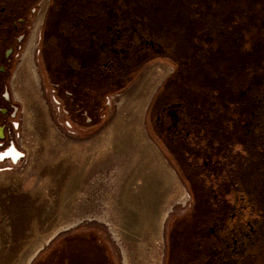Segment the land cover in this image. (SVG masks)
<instances>
[{"label": "flooded vegetation", "instance_id": "1", "mask_svg": "<svg viewBox=\"0 0 264 264\" xmlns=\"http://www.w3.org/2000/svg\"><path fill=\"white\" fill-rule=\"evenodd\" d=\"M222 1L168 0L182 6L180 33L152 16L151 3L147 16L128 10L120 16L118 0H50L44 20L51 87L74 103L88 97L100 102L106 87H125L133 70L154 56L176 63L177 75L149 106L150 131L193 201L189 213L168 230L166 264H238L241 256L250 264L252 254L261 255L250 249L264 247V0ZM39 2L0 0V163L22 158L16 145L17 79ZM212 9L221 11V20L224 13L229 19L246 14L240 29L250 38L240 53L226 49L228 34L218 30L219 18L195 17ZM113 11L114 17H107ZM209 28L217 34H209ZM202 48L207 58L225 53V72L197 67ZM214 99L225 101V113L217 112ZM189 243L195 245L193 257Z\"/></svg>", "mask_w": 264, "mask_h": 264}, {"label": "rangeland", "instance_id": "2", "mask_svg": "<svg viewBox=\"0 0 264 264\" xmlns=\"http://www.w3.org/2000/svg\"><path fill=\"white\" fill-rule=\"evenodd\" d=\"M167 1L149 2L152 16L173 26L172 33H180L182 6ZM49 3H38L33 36L17 79L21 127L16 145L22 158L0 163V264H37L53 249L54 264H68L71 258L73 264H86L91 257L97 264H166L168 230L187 214L193 201L150 131L149 106L169 78L177 75L176 63L154 56L133 70L125 87H106L101 112L99 101L89 97L87 102L83 97L74 103L64 92L56 95L51 87L50 33L44 31ZM188 7L195 10L193 4ZM219 12L212 9L195 17L220 22ZM225 15L218 30L228 34V40L223 37L228 41L226 49L240 53L250 38L240 29L246 14L231 19ZM207 32L216 33L211 28ZM205 52L203 48L197 52L201 54L197 67L225 72V53L213 56L212 52L207 58ZM216 102L217 112L225 113V101ZM82 234L95 240L57 245L62 238ZM86 242L94 255L81 249ZM257 248L250 250L263 255L264 247ZM261 255L252 254L250 264H264ZM245 257L238 264H248Z\"/></svg>", "mask_w": 264, "mask_h": 264}, {"label": "trees", "instance_id": "3", "mask_svg": "<svg viewBox=\"0 0 264 264\" xmlns=\"http://www.w3.org/2000/svg\"><path fill=\"white\" fill-rule=\"evenodd\" d=\"M108 1L114 2V0H108ZM118 1L121 4L120 16H126V15H128V13L126 12V10H128L129 12L135 11L139 15L147 16L148 15V10H149V4H150L149 2H152V0H125V2H122V0H118ZM137 1H138V5H136ZM126 3H129L130 5H127ZM142 3H144V4L142 5ZM146 3L148 5H146ZM128 6H129V9H128ZM115 10H116V8H115ZM117 10H118V8H117ZM107 17H114V11L111 14H109V15L107 14ZM87 93L91 94L92 92H87ZM95 108H96V106L94 107V109ZM80 237H82V238H80ZM75 239H82V240L83 239H86V240H89L91 242H93L95 240V238H92L91 235H89V236L84 235V234H82V235H70V236H68L66 238H62L61 240H59L57 242V245H60V247H61V245H62V243L64 241L75 240ZM99 240L100 239L98 238L97 241H99ZM86 243L87 244H85V245H83V243H81V249H84V250L90 249L91 252H92L93 248L91 246H89V248H87V245H89V243L88 242H86ZM188 245H189V247H187V248L191 252V254H192L191 256L193 257L194 256L193 252L195 251V245L193 246L191 243H189ZM73 249H75V248H73ZM53 250L49 251L43 258H40L37 264H50V263L54 264V262L51 260L52 259L51 257H53V255L50 256L51 255V252ZM57 251L58 250H56V252H53L52 254H56ZM76 251L79 252V249L76 250ZM76 251H74V252H76ZM94 254H95V252L93 251L92 252V255H94ZM101 255H105L106 256V253H103ZM94 258L93 257L88 258L86 264H97V263H95V261H94L95 259ZM253 260H256V258H253ZM73 262H74V259L71 258V260H70V262L68 264H73ZM96 262H97V260H96ZM99 262H100V260H99ZM103 262H104V257H103Z\"/></svg>", "mask_w": 264, "mask_h": 264}, {"label": "built area", "instance_id": "4", "mask_svg": "<svg viewBox=\"0 0 264 264\" xmlns=\"http://www.w3.org/2000/svg\"><path fill=\"white\" fill-rule=\"evenodd\" d=\"M12 163V162H11ZM14 163V162H13Z\"/></svg>", "mask_w": 264, "mask_h": 264}]
</instances>
